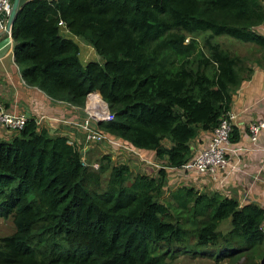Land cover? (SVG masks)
<instances>
[{"label": "trees", "instance_id": "trees-1", "mask_svg": "<svg viewBox=\"0 0 264 264\" xmlns=\"http://www.w3.org/2000/svg\"><path fill=\"white\" fill-rule=\"evenodd\" d=\"M59 20L102 60L81 63ZM263 20L261 0H24L9 33L26 84L77 107L98 93L111 114L98 129L177 167L246 69L215 37L264 51ZM15 131L0 135V217L13 224L0 264H164L180 253L258 264L264 253L255 203L192 185L163 191L164 167L134 171L106 153L90 168L79 145L33 117Z\"/></svg>", "mask_w": 264, "mask_h": 264}, {"label": "crops", "instance_id": "crops-1", "mask_svg": "<svg viewBox=\"0 0 264 264\" xmlns=\"http://www.w3.org/2000/svg\"><path fill=\"white\" fill-rule=\"evenodd\" d=\"M21 1L24 0H19V2ZM261 3L264 5V0H261ZM254 29L257 33L264 35V20ZM59 32L77 44V56L81 63L96 60L94 58L96 53L90 44L71 34L65 26L59 27ZM1 35H3V27H0ZM233 40L253 48L251 54V49L247 54L236 52L243 58V64L246 67L244 71L240 72L239 84L231 90L230 108L236 111V116L233 125L235 133L231 132L229 146L236 149V167H223L216 172L214 179L208 174L194 175L193 172L181 169L165 170L168 172L165 173L164 179L165 181L169 179V172L175 171L176 178L187 180L181 184L189 183V185L206 192L217 191L233 197L239 204L252 202L264 208V126L258 132L254 142L249 140L246 130L247 124L252 119L264 118V51L254 43ZM11 47L12 41L8 31L0 37V104L8 110L22 112L26 117H33L35 121L42 116L36 122L40 127L45 128L51 134L66 135L79 145L81 154L90 157L91 144L84 140L82 131L75 125V122L80 121L84 116L81 108L51 99L38 88L26 84L13 61ZM209 133V131H200L190 141L189 148L195 151L204 147L208 141ZM0 135L7 138L9 134L6 131L3 133L0 131ZM165 144H167L166 141ZM103 146L105 148L102 153L109 154L111 161L131 162L132 158L129 157L132 156L131 154L109 146L106 141L103 142ZM142 151L145 158L160 162L151 151ZM135 162L132 160V163L137 166ZM131 167L133 168L132 165ZM152 174L155 175L156 172ZM218 178L221 179L216 180Z\"/></svg>", "mask_w": 264, "mask_h": 264}, {"label": "built area", "instance_id": "built-area-1", "mask_svg": "<svg viewBox=\"0 0 264 264\" xmlns=\"http://www.w3.org/2000/svg\"><path fill=\"white\" fill-rule=\"evenodd\" d=\"M10 3L11 0H0V12H2L3 14V21L2 24H0V27L4 26L6 16L10 11ZM57 24L59 27L64 26V23L60 20ZM80 108H82L84 111V117L80 121L75 122V125H77L78 128L82 131L84 140L86 142L93 144L99 143L101 141H106L111 147H115L116 149L129 153L132 156L135 155L139 159L141 158L143 160H146V158L142 155V150L132 146L123 139H119L114 135H109L97 128V121L108 119L111 116L105 101L100 97L98 93L91 94L87 102L80 106ZM235 116L236 111L234 109H227L220 116L215 127L209 130L210 135L208 141L206 142V145L198 149L179 166L183 170L189 172L210 173H212L217 167L234 168L237 164L235 159L236 149L229 146V137L234 125ZM41 117L42 116L38 117L35 122H38ZM26 118L27 117L24 113L8 110L0 104V127L18 130L24 125ZM263 126L264 118L252 119L247 124L246 130L251 142H254L256 140L258 132ZM154 162L160 167L165 168L164 164L156 161ZM91 166L93 168L97 167L94 163H91Z\"/></svg>", "mask_w": 264, "mask_h": 264}, {"label": "rangeland", "instance_id": "rangeland-1", "mask_svg": "<svg viewBox=\"0 0 264 264\" xmlns=\"http://www.w3.org/2000/svg\"><path fill=\"white\" fill-rule=\"evenodd\" d=\"M197 37L199 39L201 38L200 35H197ZM215 38L223 46H225V47L229 48L231 51L237 52L239 54H247L250 49H251L250 50V54H251V51L253 49L250 46L246 45L245 43L237 42V41L233 40L232 38H230V37H228L226 35H218ZM94 58L96 60H99V61L102 60V58L98 54H94ZM81 111L84 112L82 108H81ZM232 129H233V127H232ZM0 131H2V133H3V131H6L9 135L14 133V132H16L15 130L8 129L6 127H0ZM209 135H210V133H209ZM230 135H231V133H230ZM1 137L4 138L3 136H1ZM103 142L104 141H101L99 143L91 144V156L90 157L85 155V154H81V160H82L84 165H86V166H88L90 168L92 167L91 163H94L96 166L99 165V163H100L99 161H101V160L98 159V158L102 154V151H104V148H105L103 146ZM197 150L198 149H196L195 151H192V154L195 153ZM129 157L132 158L133 161H136L135 163H137V166H136V165H134L132 163V160H130L131 162L128 161L133 166V170L134 171L139 170V171H143V172L148 173V174H152V173L157 172V169L160 167L159 165H157L154 162L155 160H149L147 158H146V160H143L141 158L139 159L135 155L133 157L132 156H129ZM235 158H236V156H235ZM164 169L165 170H177V169L183 170L180 166L179 167H174V166H172V167L167 166L166 167L165 166ZM220 169H222V168L221 167H217V168H215V170L212 173H210V172H193L192 174H194V175L208 174L212 179H214V177L216 175V172L218 170H220ZM169 173H170L168 175L169 179H166V181L164 179L163 189H162L163 191H166L168 188L175 187V185L181 184V182H183V183L187 182V180L176 178L177 176H176V172L175 171L174 172L170 171ZM105 174L106 173H103L102 177H105ZM174 176H175L176 179L174 178ZM218 179H216V180H218ZM187 185H189V183ZM12 230H13V224L11 222L10 217H0V236L5 235V234H9L10 232H12ZM225 261L226 260L219 261V262H214V260H213L211 255L210 256H196V257H193V256H189L188 254L180 253L177 256H175L174 258L165 260L164 264H224ZM231 264H239V261L236 262V263H231Z\"/></svg>", "mask_w": 264, "mask_h": 264}, {"label": "water", "instance_id": "water-1", "mask_svg": "<svg viewBox=\"0 0 264 264\" xmlns=\"http://www.w3.org/2000/svg\"><path fill=\"white\" fill-rule=\"evenodd\" d=\"M18 6H19V0H11L10 11H9L8 15L6 16L4 26H3V35H5L8 30H10V26H11V23H12L14 17H15ZM2 21H3V14H2V12H0V24H2ZM3 35H1V36H3ZM258 263L264 264V253L261 256V258L259 259Z\"/></svg>", "mask_w": 264, "mask_h": 264}]
</instances>
